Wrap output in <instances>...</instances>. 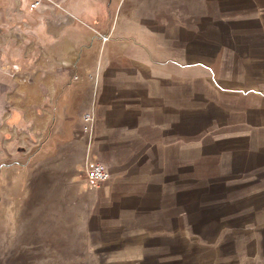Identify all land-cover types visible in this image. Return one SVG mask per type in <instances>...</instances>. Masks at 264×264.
<instances>
[{
	"label": "crops",
	"instance_id": "crops-1",
	"mask_svg": "<svg viewBox=\"0 0 264 264\" xmlns=\"http://www.w3.org/2000/svg\"><path fill=\"white\" fill-rule=\"evenodd\" d=\"M35 1L0 0L2 213L79 211L87 227L93 207L133 218L162 210L169 171L182 178L184 167L200 168L185 162L229 168L243 153L246 167L264 168V0ZM184 9L194 26L217 14L229 29L222 60L214 51L185 62L193 47H168L183 32L163 27L182 25ZM87 159L109 172L91 192L99 186L86 181Z\"/></svg>",
	"mask_w": 264,
	"mask_h": 264
},
{
	"label": "rangeland",
	"instance_id": "rangeland-1",
	"mask_svg": "<svg viewBox=\"0 0 264 264\" xmlns=\"http://www.w3.org/2000/svg\"><path fill=\"white\" fill-rule=\"evenodd\" d=\"M233 4L231 11L237 14L240 9ZM184 11L182 25L163 27L171 37L183 32L184 40H168V47L176 45L184 53H191L193 47L198 55L184 56L185 62L208 61L214 51L223 56L229 29L217 14L213 23L204 16L194 26L196 18L186 17L190 10ZM238 23H231L232 31L240 28ZM198 86L206 92L204 84ZM209 123V118L202 117L200 129ZM244 157L232 154L229 168H206L216 163L205 160L185 162L200 168L184 167L182 178L169 171L162 210L145 215L140 211L138 218L122 210L100 212L93 207L88 209L86 227V213L79 216V211L70 218L63 210L43 209L34 218L30 209L22 218L15 213L16 203L10 213L0 209V264H264V168L257 167L255 160L246 167ZM21 188L24 194L25 181ZM2 216L7 219L3 221ZM149 220L154 223L147 225Z\"/></svg>",
	"mask_w": 264,
	"mask_h": 264
},
{
	"label": "built area",
	"instance_id": "built-area-1",
	"mask_svg": "<svg viewBox=\"0 0 264 264\" xmlns=\"http://www.w3.org/2000/svg\"><path fill=\"white\" fill-rule=\"evenodd\" d=\"M39 2H40V0H36L33 3V7L37 6L39 4ZM99 35L103 41H106L108 38L104 34H99ZM84 120L86 122H88L87 129L90 133L92 130V127H93V114L92 113L85 114ZM84 174H85L86 181L91 186H94V187L99 186L100 184L105 182L109 177V172L103 163L92 162L88 159L85 160V163H84Z\"/></svg>",
	"mask_w": 264,
	"mask_h": 264
}]
</instances>
